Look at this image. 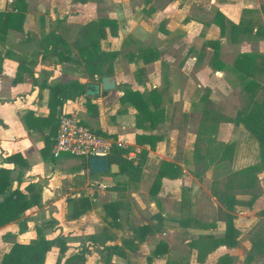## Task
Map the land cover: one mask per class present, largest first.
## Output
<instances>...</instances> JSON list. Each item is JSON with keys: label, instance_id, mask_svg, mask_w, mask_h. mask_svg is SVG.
<instances>
[{"label": "crops", "instance_id": "crops-1", "mask_svg": "<svg viewBox=\"0 0 264 264\" xmlns=\"http://www.w3.org/2000/svg\"><path fill=\"white\" fill-rule=\"evenodd\" d=\"M22 1L20 7L24 8V20L21 31L14 28L3 30L0 27V169L9 171L10 185L5 191L6 194L20 192L30 199L39 191L40 200L36 206L21 213L17 220L0 227V262L14 244L29 245L40 238L47 241L61 238L65 241L66 249L60 262L57 263L58 248L52 247L45 256L44 264H64L67 258L75 255L84 260L76 264H159L160 259L169 256V244L160 240L150 245L149 239L154 233L161 232L158 224L174 223H171L174 219L172 215L174 210L169 208L165 198L166 189L162 183L182 177L186 172L184 167L187 160L182 158V164L169 161L150 150L147 142L138 144L135 142L136 135L158 137L159 141L153 148L156 149L163 146L168 139L164 130L168 126L167 107L163 100L168 95H165V86L150 84V80L145 76V68L154 64L164 66L174 62L173 65L177 66L179 73V79L176 80L179 85L176 90L173 87L171 91L173 102H176L175 100L178 102L182 95V87H185L187 70L184 59L189 56V62L192 64L208 58L207 66L217 75L228 76L227 79L233 77L238 81L232 68L240 55L264 56V15L261 11L264 0H143L148 2L143 16H137L139 11L142 12V7L139 11L136 10V3L139 0H128V4L119 5L115 11H111L115 13L110 17H104V13L97 9L96 16L87 19L82 31L84 33V27L90 21L106 19L116 24L115 35H111L106 28L105 38L99 43L102 51L118 54L112 64L111 75L115 88L109 91H103L101 79L89 78L81 65L66 60L60 61L59 56L53 52L45 53L46 48L48 50L54 46L57 50L63 48L60 41L56 44L43 43L46 35L52 33L63 41L71 56L77 57L75 44L71 47L59 29L50 26V15H47L48 21L39 11L28 9L36 0ZM44 1L52 3L53 7L64 2ZM71 1L84 8L83 5L90 0ZM14 7V0H0V12L17 13ZM216 13L222 14L234 25L242 23L248 30L240 31L235 39L231 40L229 32L225 30L221 34L219 26L213 22ZM84 18L85 15L81 11L64 20L68 25L64 32L70 34L71 27ZM54 19L58 22L64 17L57 15ZM42 22L44 24L40 27L39 24ZM39 33L44 35L39 37L38 41L28 39L29 36ZM242 35H247V38H243ZM250 36L253 38H248ZM144 40L149 41L148 44L139 47L140 42ZM206 42L219 43L217 58L213 57L212 48H203ZM250 48L256 51L248 50ZM121 49L125 51L123 58L127 63H134L137 60L141 66L137 68L133 78L119 83L116 64L120 60ZM149 52L155 54L156 59L144 63L141 55ZM72 81L83 86L82 95L76 96V89H64L52 95L51 99L50 87L65 85ZM214 82L215 79H212L210 83L213 84H207L205 93L198 97V101L204 106L199 130L205 109V105L200 101L202 97L206 96L213 104L209 105V110L225 117L226 112L217 109L219 106L217 100L224 92L226 93V90L222 88L223 92ZM126 90L138 92L151 111L155 107L149 100L150 93L156 90L155 102L157 109H161L162 113L161 120L155 127L143 123L141 127L136 128V110L130 103L121 101ZM51 113L54 116H51ZM62 113L75 115L81 124L112 139L117 145L129 148L131 157L145 150L147 156L139 181L128 182L126 176L119 174V169L117 173H106L91 179L83 159L65 155L53 158L50 153L53 133L55 129L57 130L58 117ZM151 155H159L162 159L153 173L148 191H139V194H144L140 196L129 189L131 185L139 184L146 176V165L150 160H155ZM162 162L176 164L182 175L176 179H161L158 191L151 195L150 187ZM120 177H124L123 182H117ZM99 183L97 189L91 186ZM1 198L3 200V197ZM156 198H159L160 204L158 202L155 204ZM81 201H85L84 207L80 205ZM111 203L118 204V209L107 214L103 205ZM153 208L157 209V212L152 213ZM159 209H162V213ZM48 210L54 214L49 215L50 218L47 220L49 223L47 221L42 223L39 215L42 211ZM78 210L84 212L75 217ZM155 215L157 219L153 218ZM192 222L198 226L205 224L194 219ZM177 225L179 226L178 222ZM142 226L156 227L157 230L152 228L153 232L150 234L136 235L134 230ZM207 226L210 227V224ZM198 235L220 237L212 233H195L192 236ZM192 236L185 242V246L195 255L198 264H204L207 257L217 250L235 248L218 247L208 254L203 262H198L196 252L187 246ZM159 242H164L167 250L155 256L153 252ZM130 244L132 250L127 249Z\"/></svg>", "mask_w": 264, "mask_h": 264}, {"label": "rangeland", "instance_id": "rangeland-1", "mask_svg": "<svg viewBox=\"0 0 264 264\" xmlns=\"http://www.w3.org/2000/svg\"><path fill=\"white\" fill-rule=\"evenodd\" d=\"M62 1L64 2H60L53 7L52 3L36 0L27 8L39 11L48 21L47 15H50V26L58 28L71 47L80 40L83 33V24L87 22V19L96 16L97 9L104 13V17H110L115 13L111 11H115L119 5L128 4V0H90L83 5L84 8H81L78 6L79 4H74L71 0ZM147 4L148 2H143V0H139L136 3V10L139 11L142 7V12L139 11L137 16H143L147 10ZM81 11L85 15L84 20L77 22L75 26L71 27L70 34H66L64 31L68 25L66 24L67 21L65 22L64 20H67L70 16L77 15ZM57 15L63 16L64 19L56 22L57 19L55 20L54 17ZM43 24L44 22L41 25L39 24V26L41 27ZM43 35V33H39V35L29 36L28 39L38 41V38ZM242 37L247 38V35H242ZM248 38L253 37L250 36ZM148 42L147 40L140 42L141 45L139 47H145ZM248 50L256 51L254 48ZM48 52L49 50L46 48L45 53L47 54ZM119 53L121 57L116 64V76L119 79V83H121L133 78L137 68L141 65L137 60L134 63H127V60L123 58L124 50L121 49ZM184 60H186L187 71L185 74L187 80L185 87H182V95L178 102L177 100L173 102V96L170 95L173 87L176 90L179 85V82H176L179 79V73L177 66L173 65L174 62L164 66L154 64L145 68V76L150 80V84L158 87L165 86V95H168V97L163 98L167 107L168 126L164 130L168 135V139L163 146L150 150L178 164H182V158L187 160L184 167L186 172L183 175L181 174L182 177H178V180L162 183V186L166 189L165 198H167L169 208L174 210L172 214L174 219L171 222L174 223L165 224V222H162L158 224L161 232L154 233L153 237L149 239L151 241L150 245L156 244L160 240H164L169 244V256L160 259L161 262L159 264H198L195 261V255L188 251L185 246L188 238L195 233H212L215 236H221L225 231L224 218L226 212L212 194V190L216 188V183L222 182L226 175L240 167L260 163L258 143L242 127H236L232 123L217 124L213 120H207L202 121L200 130L198 128L204 107L198 101V97L205 93L207 84H213L210 83L212 79H215L217 86L222 91L223 89L226 90V93L223 91L224 95L217 100L219 103L217 109L225 111L224 116L228 119L234 118L237 112L244 109L249 103V95L243 84L231 76V78L227 79L228 76L217 75L207 66L208 58L201 60L197 64L189 62L190 56ZM263 94L264 91L262 89L257 90L256 99L260 100ZM227 142L235 144L233 158L231 161H220L223 145ZM151 156H154L155 160H150L146 165V176L142 178L139 184L131 185L130 191L137 193L139 191H148L153 179V173L162 159L159 155ZM258 180L259 186L263 190L262 196L254 202L251 208L236 205L231 212L233 226L238 232V241L235 248L215 251L207 257L204 264H215L218 258L224 254L230 256L231 264H247L244 259L253 240H255V236L264 235V216L259 214L261 210H264V172L258 175ZM123 181L124 177H120L117 182ZM99 185L100 183L92 184L91 186L97 189ZM139 195L142 196L144 194ZM158 199L156 198L155 204L159 203ZM238 199L243 201L248 199V197L238 196ZM155 212H157V209L153 208L152 213ZM159 212L162 213V209H159ZM52 214L54 213L50 210L42 211L39 215V220L44 223L50 218L49 215L52 216ZM178 219H187L189 221L188 229L179 227L177 225ZM193 219L205 224L198 226L197 223L194 224L195 222H192ZM49 222L47 221V223ZM208 223L210 227L207 226ZM127 249L132 250L131 244ZM251 264H263V258L257 256L252 260Z\"/></svg>", "mask_w": 264, "mask_h": 264}, {"label": "trees", "instance_id": "trees-1", "mask_svg": "<svg viewBox=\"0 0 264 264\" xmlns=\"http://www.w3.org/2000/svg\"><path fill=\"white\" fill-rule=\"evenodd\" d=\"M85 1V0H83ZM227 1V0H220ZM15 10L17 13L0 12V27L3 30L14 28L21 31L22 23L24 20V8L20 7L22 0H14ZM261 11L264 15V6H261ZM213 22L219 26L220 33L223 34L225 30L229 32V37L234 40L236 34L240 31L248 30L247 27H243L242 23L234 25L225 19V17L216 13ZM109 29L111 35H115L116 24L113 21L106 19L98 21H90L84 27V33L81 39L75 43L74 49L76 50L77 57L71 56L68 48L64 45L63 41L56 35L49 33L43 39V43L56 44L58 41L62 43L63 48L57 50L56 46L50 48L49 52H53L56 56H59V60H66L79 64L83 67L87 76L91 79L98 78L100 80L103 77L111 76L112 64L117 58L116 52L102 51L99 48V43L105 38V29ZM210 47L213 49V57H218L219 43L218 42H206L203 44V48ZM144 63L152 62L156 59V55L153 53H143L141 55ZM232 72L239 80L247 94L249 95L248 105L239 111L234 118L228 119L220 114L212 112L208 109L209 105L213 106L206 96L202 97L200 101L205 105L202 119L203 121L213 120L219 124L232 123L234 126H240L245 129L252 137H254L259 146V164H253L245 166L234 172H230L225 176L224 180L216 183V188L212 190V194L222 205L225 210V231L222 236L214 237L212 235H198L192 236L187 242V246L190 250L196 252V260L203 262L208 254L221 246L234 247L236 245V239L238 232L234 228L232 223L231 212L236 205H242L247 208H251L254 202L262 194V189L259 186L258 175L264 172V94L260 100L256 99L257 90L262 89L264 91V56H256L254 54L240 55L234 62ZM64 89L73 90L76 89V96L83 94V86L77 82L72 81L65 85H55L50 87L51 99L52 95L63 91ZM78 90V92H77ZM157 98L156 90H152L150 93V101L155 109L151 111L148 108L145 100L142 96L135 91L126 90L121 98L122 102H128L136 110V128L141 127L143 123H149L151 127H155L161 120L162 110L157 109L155 102ZM51 116H54L51 113ZM56 129L53 133L55 136ZM147 142L150 149L155 148V144L159 141L158 137L154 136H142L136 135L135 142ZM234 151V143L228 142L223 145L222 152L220 154V161H230ZM131 150L129 148L121 147L120 145L112 144L107 154L109 164L118 166L119 174L127 177L128 182L135 183L141 178V171L146 160L147 152L141 150L135 157L130 156ZM182 174L181 169L174 163L162 162L157 175L150 187L151 195L156 194L158 191L161 179L169 178L176 179ZM10 185L9 171L0 169V197L3 200L0 202V227L17 220L19 215L29 208L36 206L40 200L39 191L35 192L30 199L26 198V195L20 192H13L6 194L8 186ZM238 196H245L248 199L240 201ZM80 205L84 207L85 201H81ZM103 209L107 214L118 209V204L111 203L103 205ZM85 210V209H84ZM84 212L78 210L77 216ZM264 216V210L259 212ZM157 219L158 217L153 216ZM160 220V218L158 219ZM182 228H188L189 221L187 219H181L177 221ZM157 230L156 227L142 226L136 228L134 233L136 235H147ZM52 247L58 248L59 256L57 263L60 262L65 252V241L61 238H57L54 241H47L45 239H38L29 245L14 244L9 252L3 255L0 264H44L46 254ZM167 247L164 243H159L153 255L158 256L166 252ZM261 256L264 264V235L255 236L252 245L245 257V262L251 264L252 260ZM84 260L78 256H72L64 261V264H76L82 263ZM215 264H231V258L228 255H223L218 258Z\"/></svg>", "mask_w": 264, "mask_h": 264}, {"label": "built area", "instance_id": "built-area-1", "mask_svg": "<svg viewBox=\"0 0 264 264\" xmlns=\"http://www.w3.org/2000/svg\"><path fill=\"white\" fill-rule=\"evenodd\" d=\"M112 144H115L112 139L81 124L75 115L62 113L58 117L50 153L53 158L65 155L80 158L86 162L91 156L107 157Z\"/></svg>", "mask_w": 264, "mask_h": 264}, {"label": "water", "instance_id": "water-1", "mask_svg": "<svg viewBox=\"0 0 264 264\" xmlns=\"http://www.w3.org/2000/svg\"><path fill=\"white\" fill-rule=\"evenodd\" d=\"M115 88V82L113 77L107 76L101 78V89L103 91H109ZM87 173L91 179L106 174L117 173L118 167L114 164H109L107 157H95L91 156L86 161ZM2 198L0 197V201Z\"/></svg>", "mask_w": 264, "mask_h": 264}]
</instances>
